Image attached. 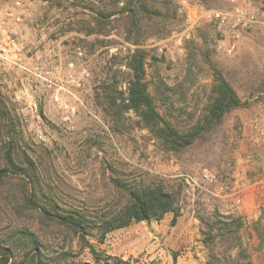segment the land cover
<instances>
[{"label": "rangeland", "instance_id": "374dc122", "mask_svg": "<svg viewBox=\"0 0 264 264\" xmlns=\"http://www.w3.org/2000/svg\"><path fill=\"white\" fill-rule=\"evenodd\" d=\"M17 0H0V11ZM231 13L229 0H189ZM22 20L14 27L22 50L21 66L0 64V95L12 107L27 152L48 181L65 198L88 206L107 207L113 196L111 176L181 178V214L172 223L169 212L160 220L132 222L108 233L99 244L97 261L85 249L73 261L92 264H205L197 209H219L242 215L252 236L245 239L255 264H264L253 226L264 228V16L242 27L235 52L217 51L222 30L214 22L193 15L188 20L181 0H161L168 12L162 34L145 25L140 44L149 52L146 79L156 95L153 76L158 71L175 87L170 111L160 100L163 115L181 126L198 117L208 101L213 65L234 86L246 105L237 107L214 128L180 152L166 151L145 128L134 125L136 115L125 113L118 130L110 100L126 94L130 70L126 65L135 44L119 21L108 24V34H87L97 10L117 9L112 0H20ZM251 6L258 0H238ZM189 37H186L187 34ZM182 40L180 43L179 40ZM155 56L157 59H155ZM36 66L40 68L35 69ZM119 128V127H118ZM0 131V147L2 146ZM0 148V157L2 155ZM250 159V160H249ZM204 170L216 180L202 176ZM7 197L0 195V234L18 224L42 231L33 214L17 218ZM23 213H21L22 215ZM55 248L70 249L69 241L55 239ZM74 244V252L77 250ZM74 256V255H73ZM118 260L124 262L119 263Z\"/></svg>", "mask_w": 264, "mask_h": 264}, {"label": "trees", "instance_id": "16d2710c", "mask_svg": "<svg viewBox=\"0 0 264 264\" xmlns=\"http://www.w3.org/2000/svg\"><path fill=\"white\" fill-rule=\"evenodd\" d=\"M112 1L114 5L124 2L119 8V16L110 19L117 13L115 8L97 10L94 21H89L81 30L85 29L87 34H108V24L119 21L125 29L126 38L135 44L126 61L130 70L126 94L118 92V96H112L110 100V113L118 130L125 125V113L132 111L136 115L134 125L149 130L164 150L180 152L219 124L228 112L247 104L213 65L212 88L198 117L193 115V121L188 126H181L173 121L172 111L170 116L163 115L156 99L170 111L168 105L176 86L169 85L157 71L153 76L157 96L150 92L146 79L149 52L141 46L140 38L145 25H149L155 34H162L160 30L166 27L169 11L163 8L161 0ZM0 131L3 137L0 147L3 152L0 157V195L10 200L11 211L17 218L31 213L36 225L42 231L46 230L41 233L30 225L19 223L5 236L0 234V264H92L72 259L77 251L85 249L97 261L101 259L90 237L103 244L108 233L134 221L160 220L171 212L172 223L175 224L181 214L183 179L170 180L159 175L133 179L120 174L111 176L113 196L105 208L67 200L63 190L47 180L40 163L25 149L17 117L2 95ZM196 212L201 223V240L206 249L205 264H255L253 251L245 239L246 232L249 236L253 232L249 231L242 215L223 213L217 208L210 211L197 209ZM253 229L260 248H264V228H259L256 223ZM55 239L69 241L70 249L64 246L55 248L52 242ZM73 243L77 245L75 252Z\"/></svg>", "mask_w": 264, "mask_h": 264}, {"label": "built area", "instance_id": "2783aa9c", "mask_svg": "<svg viewBox=\"0 0 264 264\" xmlns=\"http://www.w3.org/2000/svg\"><path fill=\"white\" fill-rule=\"evenodd\" d=\"M231 3V13L217 8H207L203 3H192L189 0H181L185 14L190 20L193 15V9L198 17L207 21L214 22L222 30V35L216 44L217 51L231 55L235 52L238 42L242 37V27L251 26L257 23L264 16V0H258L251 6H243L238 0H229ZM20 0L15 2L14 6H9L4 11H0V64H13L21 66L20 52L22 50L21 42L15 25L22 20L21 12L16 9L20 5ZM188 33L186 37H189ZM181 43L182 40L180 39ZM36 66L35 69H39ZM202 176L209 180H216L217 174L204 170Z\"/></svg>", "mask_w": 264, "mask_h": 264}, {"label": "crops", "instance_id": "0c3cea01", "mask_svg": "<svg viewBox=\"0 0 264 264\" xmlns=\"http://www.w3.org/2000/svg\"><path fill=\"white\" fill-rule=\"evenodd\" d=\"M250 160V159H249Z\"/></svg>", "mask_w": 264, "mask_h": 264}]
</instances>
